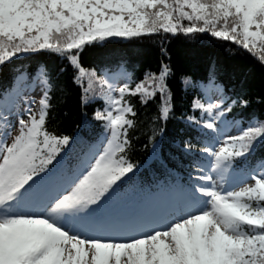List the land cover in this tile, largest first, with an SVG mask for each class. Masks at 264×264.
Returning a JSON list of instances; mask_svg holds the SVG:
<instances>
[{
  "label": "snow or ice",
  "instance_id": "obj_1",
  "mask_svg": "<svg viewBox=\"0 0 264 264\" xmlns=\"http://www.w3.org/2000/svg\"><path fill=\"white\" fill-rule=\"evenodd\" d=\"M161 33H209L264 64V0H0V66L26 53L62 56L76 70L74 82L83 103L101 87L105 107L94 119L108 133L102 151L84 159L34 211L31 198L56 176L72 138L46 127L51 96L45 73L40 81L45 90L38 102H29L38 107L23 109L27 119L16 118L12 90L0 93V264H264V167L243 173V186L236 189L217 183L208 169L198 166V174L189 177L198 182L189 190L192 205L170 210L166 224L147 227L130 218L119 237L101 234L112 230L101 229L99 210L137 167L127 157L137 115L128 97L147 104L159 94V119L167 120L171 69L162 64L158 73L145 74L134 87H116L83 67L80 53L110 38ZM17 79L23 87L28 78L20 73ZM183 83L192 84L188 79ZM237 103L248 102L198 98L191 105L194 115L188 117L215 134L199 151L211 158L210 171L225 183L236 163L242 168L264 141V121L219 139V124ZM185 150L191 151V145ZM160 218L154 214L151 222Z\"/></svg>",
  "mask_w": 264,
  "mask_h": 264
},
{
  "label": "trees",
  "instance_id": "obj_2",
  "mask_svg": "<svg viewBox=\"0 0 264 264\" xmlns=\"http://www.w3.org/2000/svg\"><path fill=\"white\" fill-rule=\"evenodd\" d=\"M80 62L89 71H95L97 77L123 75V84L130 83L133 87L145 74L158 73L162 64L171 69L167 84L172 110L167 120L159 119V94L147 104H141L138 97H128L137 115L135 126L129 132L127 157L137 167L118 184L99 210L101 221L116 222L145 215L153 218L154 205L168 201L172 194H190L191 185L198 182L189 177L198 174V166L210 170V157L199 150L215 134L189 122L188 117L194 115L191 109L194 100L207 102L209 97L222 96L226 103L248 102L247 106L233 105L219 124L221 133L234 129L237 134L241 127L264 121V64L242 47L209 33L110 38L85 46ZM75 71L65 58L48 51L20 54L0 66V93L12 90L13 94L20 73L28 78L27 85L37 75L43 78L45 73L51 96L46 127L57 135L72 138L67 154H62L64 163L57 166L56 176L32 197L35 201L32 210L39 209L47 194H55L64 177L76 171L84 159L93 156L105 137L104 123L94 119L95 112L105 107L100 98L102 89L97 85L89 94L88 102L83 103L82 90L74 82ZM185 79L192 84L185 86ZM195 115L199 117V113ZM188 144L191 151L185 150ZM261 167H264V141L257 143L242 168L239 161L236 163L227 177L229 185L243 173Z\"/></svg>",
  "mask_w": 264,
  "mask_h": 264
},
{
  "label": "rangeland",
  "instance_id": "obj_3",
  "mask_svg": "<svg viewBox=\"0 0 264 264\" xmlns=\"http://www.w3.org/2000/svg\"><path fill=\"white\" fill-rule=\"evenodd\" d=\"M41 77L40 75H37L34 80L32 81V84L27 85V83L25 82L23 87L20 86L21 81H18L17 84V89L16 91L20 92L19 96H16L14 93L12 94V100H13V112L16 114V118L19 117H23L25 119H27V116L23 115V109L31 106L34 110L38 107V103H33V104H29L30 101H36L38 102V100L40 99L43 91L45 90V85L41 84ZM112 84H114L116 87H120L123 84V75H114V76H109L107 78ZM13 123H15V118L13 119ZM228 134H235L234 129H230V130H223L222 135H220L219 139L222 140L224 135H228ZM13 135H15V131L13 130ZM104 137L103 142H101V148L99 147L98 149H96V153L97 154L99 151H102L103 148V144L106 143V137L108 135V133L106 132ZM9 142H10V138H9ZM211 160V158H210ZM210 174L213 175L214 180L217 183H222L225 184V186L227 187L229 185V179L227 177H229V174L225 177V180L227 181V183H225L224 180L220 179V176L217 175L216 173H213L209 170ZM242 181V177L238 178V180L233 183V187L238 189L239 187L243 186ZM250 183V181H247ZM33 200V198H31ZM189 205H192V202L190 200V194L184 193V194H172L170 199H168V201H161L159 204L154 205L152 210L154 212V214L159 215L161 218L156 222V223H152V218H147V216L145 215L142 218H137V217H129L130 218H135L137 219V221L139 223L145 224L147 225V227H158V226H163L164 224H166L169 219H171V217L169 215L170 210L177 208V207H187ZM39 210V209H38ZM38 210H34V211H38ZM168 217V218H167ZM128 219V221H129ZM128 221L124 222V223H120L118 225H114L112 223L106 225V226H100L101 229H110L112 230L111 232H101V234H105V235H113L114 237H119L121 235V233L119 232L120 229H123L127 226ZM146 230V228L144 229Z\"/></svg>",
  "mask_w": 264,
  "mask_h": 264
}]
</instances>
